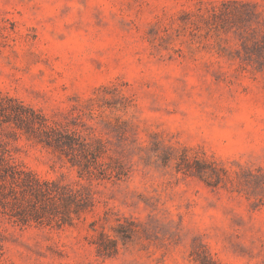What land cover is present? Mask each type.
Listing matches in <instances>:
<instances>
[{
  "label": "rangeland",
  "instance_id": "obj_1",
  "mask_svg": "<svg viewBox=\"0 0 264 264\" xmlns=\"http://www.w3.org/2000/svg\"><path fill=\"white\" fill-rule=\"evenodd\" d=\"M0 264H264V0H0Z\"/></svg>",
  "mask_w": 264,
  "mask_h": 264
}]
</instances>
